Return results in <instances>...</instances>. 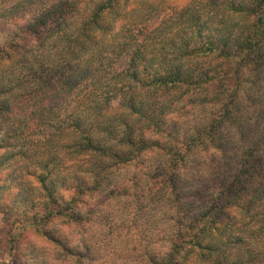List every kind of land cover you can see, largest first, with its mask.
I'll return each mask as SVG.
<instances>
[{
	"label": "trees",
	"instance_id": "1",
	"mask_svg": "<svg viewBox=\"0 0 264 264\" xmlns=\"http://www.w3.org/2000/svg\"><path fill=\"white\" fill-rule=\"evenodd\" d=\"M263 79L264 0H0V170L26 160L70 255L54 224L135 196L174 208L147 264H264Z\"/></svg>",
	"mask_w": 264,
	"mask_h": 264
},
{
	"label": "rangeland",
	"instance_id": "2",
	"mask_svg": "<svg viewBox=\"0 0 264 264\" xmlns=\"http://www.w3.org/2000/svg\"><path fill=\"white\" fill-rule=\"evenodd\" d=\"M263 83L264 79L258 84L261 89H264ZM262 104L264 101L253 108V104L241 101V120L247 127L260 122L264 111ZM243 143L246 145V141ZM3 165L5 168L0 170V264H147L148 256L160 254L166 249L165 238L172 232L169 229L172 222L165 221L173 218L174 208L169 211L163 202L145 198L137 200L135 196L113 201L100 196L93 221L83 230L88 239L73 243L67 237L72 255L46 243L35 232V226L30 224V218L39 210V204L36 183L27 179L26 160L11 159ZM23 183L27 186L24 185L21 190ZM24 198L27 200L24 201ZM198 202L190 203L196 206ZM190 203L181 204L177 213H182L181 216L190 214L192 208L185 206ZM177 206L179 204L174 207ZM164 209L167 211L161 220L150 222V217ZM46 227L51 229L49 225ZM52 229L63 233L67 227L61 228L57 222ZM81 233V229L79 232L76 229L73 237ZM147 233L152 234L151 241L145 244Z\"/></svg>",
	"mask_w": 264,
	"mask_h": 264
},
{
	"label": "clouds",
	"instance_id": "3",
	"mask_svg": "<svg viewBox=\"0 0 264 264\" xmlns=\"http://www.w3.org/2000/svg\"><path fill=\"white\" fill-rule=\"evenodd\" d=\"M82 207V205H81ZM167 211L166 209H164L163 211H158L156 214H154L152 217H150V222L153 220H161L163 217V213ZM71 219V218H70ZM65 223L67 224L68 221H65ZM84 226L81 225V228H83ZM75 230V225L74 224H69L67 230H65L62 233V236L68 237L69 239H71L73 241V243H80V241L83 240H87L88 239V235L86 233H81L80 235H76L73 237V232ZM59 233V232H58ZM61 234V233H60ZM151 233H147L145 235V244L149 243L151 241Z\"/></svg>",
	"mask_w": 264,
	"mask_h": 264
}]
</instances>
